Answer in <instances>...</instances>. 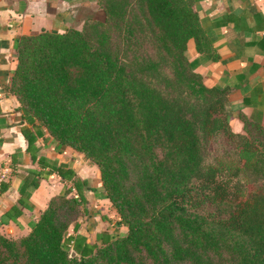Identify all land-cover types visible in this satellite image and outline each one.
Instances as JSON below:
<instances>
[{"label":"trees","instance_id":"1","mask_svg":"<svg viewBox=\"0 0 264 264\" xmlns=\"http://www.w3.org/2000/svg\"><path fill=\"white\" fill-rule=\"evenodd\" d=\"M192 3L100 0L102 21L15 39L7 91L38 170L21 175L17 204L0 217L15 222L50 175L68 188L27 235H0V264H264V133L245 124L247 136L233 134L225 92L190 68ZM44 135L97 169L124 235L103 228L98 245L86 243L87 230L67 236L86 213L84 192L96 189L71 163L36 155ZM217 136L231 151L208 153Z\"/></svg>","mask_w":264,"mask_h":264},{"label":"crops","instance_id":"2","mask_svg":"<svg viewBox=\"0 0 264 264\" xmlns=\"http://www.w3.org/2000/svg\"><path fill=\"white\" fill-rule=\"evenodd\" d=\"M98 1L0 0V183L9 184L0 194V216L17 204L21 175L27 170H38L31 164L19 132L18 103L7 91L16 65L14 41L42 32L62 34L67 29H79L85 18L102 21ZM192 4L198 45L193 39L186 42L185 57L190 68L206 88L225 92L223 107L233 134L247 136L245 124L248 130L258 127L264 133V0H193ZM35 147L37 156L53 155L58 162H69L78 178L93 183L96 195L84 192L87 225L76 223L75 232L71 226L67 236L87 230L86 243L98 245L103 228L112 233L109 221L114 212L98 191L97 169L89 167L70 148H55L45 135L36 140ZM93 178L96 181L91 182ZM65 187L68 185L54 174L41 180L28 198V207L19 208L21 215L15 222L0 217V235L11 239L27 235L30 223L36 221L49 199L61 194Z\"/></svg>","mask_w":264,"mask_h":264},{"label":"rangeland","instance_id":"3","mask_svg":"<svg viewBox=\"0 0 264 264\" xmlns=\"http://www.w3.org/2000/svg\"><path fill=\"white\" fill-rule=\"evenodd\" d=\"M87 19V18H85ZM84 19V20H85ZM83 20V21H84ZM89 20H92V21H98L96 19H93L92 17L89 18ZM87 23V22H86ZM82 26V25H81ZM49 140V138H47ZM207 149H208V153L211 154V155H221V154H225L226 152L228 151H231L232 149V145L228 144V142L224 139V137L222 136H217L215 137L214 139H212L208 146H207ZM83 162H86V164L89 166V167H92L86 160L83 159ZM95 174V172H94ZM89 175H91V173H89ZM99 176V174H98ZM92 178V177H91ZM91 182L93 181H96L94 178L92 180H90ZM64 191V190H63ZM102 193V192H101ZM73 195L72 192L70 194V196ZM103 195V193H102ZM68 197H70L69 195H67ZM85 207H86V204H85ZM110 210L112 212L113 209L110 207ZM86 214V213H85ZM79 223L80 222V225L83 224L84 226H86V220H84V216H81V214H79V217L77 219H75V221L73 223ZM118 216L117 214L114 212V216H113V219H111L109 221V228L111 229V231L113 230H116L117 232V235L119 236H122L126 233V228L121 226V225H118ZM106 223V222H105ZM82 225V226H83ZM106 225H108L106 223ZM71 227V226H70Z\"/></svg>","mask_w":264,"mask_h":264},{"label":"water","instance_id":"4","mask_svg":"<svg viewBox=\"0 0 264 264\" xmlns=\"http://www.w3.org/2000/svg\"><path fill=\"white\" fill-rule=\"evenodd\" d=\"M74 256V253L73 252H70V257H73Z\"/></svg>","mask_w":264,"mask_h":264}]
</instances>
